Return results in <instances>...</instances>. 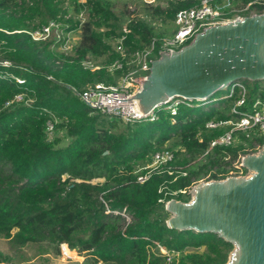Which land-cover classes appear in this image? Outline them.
I'll list each match as a JSON object with an SVG mask.
<instances>
[{
	"label": "trees",
	"instance_id": "1",
	"mask_svg": "<svg viewBox=\"0 0 264 264\" xmlns=\"http://www.w3.org/2000/svg\"><path fill=\"white\" fill-rule=\"evenodd\" d=\"M136 1L137 14L128 18L125 4L115 12L112 0H0V238L16 246L43 245L42 251L55 255L64 243L84 256L81 264H224L230 245L210 233L165 227L163 203L186 202V190L198 180L245 172L230 164L257 149L255 130H234L233 143L209 147L228 126L203 125L236 120L254 100H264V80L236 82L243 91L240 105L233 86L202 102L174 98L134 121L86 108L70 89L114 85L121 76L145 73L120 57L114 40L122 36L115 44L126 54L151 46L154 59L159 39L173 31L174 13L198 4ZM47 21L77 32L70 54L59 52L52 40L30 39L27 32ZM115 59L120 68L108 72ZM14 95L22 100L13 101ZM46 122L63 132L64 145L46 137ZM157 151H167L170 159L145 169ZM158 248L173 257L166 261Z\"/></svg>",
	"mask_w": 264,
	"mask_h": 264
},
{
	"label": "water",
	"instance_id": "2",
	"mask_svg": "<svg viewBox=\"0 0 264 264\" xmlns=\"http://www.w3.org/2000/svg\"><path fill=\"white\" fill-rule=\"evenodd\" d=\"M239 80H264L263 13L205 27L177 50L158 53L131 99L147 114L174 98L205 101ZM237 166L244 174L196 181L186 202L165 201L164 225L229 244L224 264H264V143Z\"/></svg>",
	"mask_w": 264,
	"mask_h": 264
},
{
	"label": "built area",
	"instance_id": "3",
	"mask_svg": "<svg viewBox=\"0 0 264 264\" xmlns=\"http://www.w3.org/2000/svg\"><path fill=\"white\" fill-rule=\"evenodd\" d=\"M198 4L195 7L179 10L174 14V28L172 33L164 38H160L156 50V56L160 52H169L177 50L182 45L186 44L192 36L202 30L205 27L221 24L227 21L237 20L242 17L244 12H248V15L254 14L249 11L251 4L261 5L263 8L260 13L264 14V0H250L243 5L234 3V0H196ZM76 17L80 20L81 14H77ZM65 25H59L57 21H47L45 24L38 28H35L27 32L30 39L34 42H44L52 40L57 43V49L60 52L69 50L72 45H69L68 38L72 31H64ZM122 33L125 30L122 29ZM122 36L117 39L119 43ZM135 51L131 53V61L138 67L139 72H145L144 74H138L135 76L124 75L118 78L114 85L104 86L102 84H95L91 87H87L79 92L71 90V93L75 95L80 103L86 108L97 111L102 114L115 117L123 122L134 121L142 119L148 116L142 114L136 107L135 102L131 99V95L137 90L140 80L146 74L149 61L152 59L149 57V51ZM121 56V54L119 53ZM84 65H88L85 61ZM120 68V61L115 59L107 67L106 70L111 72ZM18 82L17 79H15ZM233 86L239 88L240 97L237 99L235 105H240L243 102L242 88L239 84L234 83L229 87L228 93L231 92ZM21 95H14L13 101H21ZM11 102V101H10ZM6 102V104L10 103ZM221 126H228V129L222 132L214 140L208 143V146L220 145L227 146L233 143L234 137L232 131L245 130L252 128L255 130L259 137V142L256 148L264 143V100H254L250 106L249 111L239 114L236 120L226 121H206L203 125L205 129H215ZM44 132L47 138L52 134V125L49 122L45 123ZM170 159V154L167 151H157L151 156V163L154 165L162 164ZM240 175V174H238ZM144 176H137L136 180L141 182L144 180ZM157 202H162L160 199ZM127 220V218H125ZM159 253L165 256V260L168 261L170 254L165 250L158 248ZM58 255L62 259H69L70 252L66 244H58Z\"/></svg>",
	"mask_w": 264,
	"mask_h": 264
},
{
	"label": "rangeland",
	"instance_id": "4",
	"mask_svg": "<svg viewBox=\"0 0 264 264\" xmlns=\"http://www.w3.org/2000/svg\"><path fill=\"white\" fill-rule=\"evenodd\" d=\"M79 1L82 2L83 0H79ZM140 1L143 3H146V4H150L152 6L156 5V4L162 5L161 0H140ZM136 2H137L136 0H112L115 12L120 9V7L123 5V3L125 4V8H126L125 10L127 11V17L128 18L137 14V13H135L136 12V7H135ZM64 4L65 3H63V5ZM247 15H245V16H247ZM82 16H83V18H85V13ZM67 17H69V14L64 15L62 17V19L66 20ZM173 19H174V15H173L172 22H171V24L174 28L175 25H174ZM57 22L59 23V25H64V22H60V21H57ZM122 29L126 30L125 26L123 24L120 27L121 32H122ZM165 37H167V36H165ZM162 38H164V37H162ZM78 39H79V37H78L77 32L72 31L69 34V38L67 40H68L69 45H72ZM115 43H118L117 39L112 42V45L113 44L115 45V50L121 54L120 57L124 58L125 61L129 64L131 59H132L131 53L126 54L122 50V48L117 46V44H115ZM71 49L65 51L66 53H62V54L63 55H66L68 53L70 54L72 52ZM83 60H88V57L86 56ZM90 70H92V68H90ZM106 86H110V85H106ZM89 87H91V86H89ZM62 135H63V132L60 130L52 131L51 136L56 137L58 139V144H57L58 147L64 145L67 142V139L65 137H63ZM257 149H252V150L249 149V151L247 150V152H244L243 154L254 153ZM243 154L241 153L239 157H241ZM239 157H238L236 162H233L230 164V165H232V167L234 165H237V163L239 161ZM155 167H157V165L152 164L151 160L148 163H146L144 166L145 169H151V170L154 169ZM231 174L233 175V172L226 173L224 176L231 175ZM236 174L242 175L237 169H235V175ZM207 178H209V177H207ZM207 180H209V179H207ZM198 181H200V180H198ZM42 246L43 245L40 246V245L35 244V243H30V244L28 243V244H25L22 246H16V245H13L9 240L4 239V238H0V264H81L83 261V258H84L83 255H77L74 251H71L69 249L70 258L69 259H62L61 257H59L58 254L57 255L53 254V251L50 249H48L46 251H42V249H43ZM187 251H191V250H187ZM196 251H198V252L201 251V248H198ZM171 257H173L172 254H170V258ZM95 264H101V263L99 261H97Z\"/></svg>",
	"mask_w": 264,
	"mask_h": 264
}]
</instances>
